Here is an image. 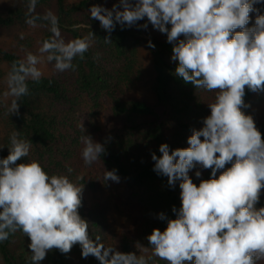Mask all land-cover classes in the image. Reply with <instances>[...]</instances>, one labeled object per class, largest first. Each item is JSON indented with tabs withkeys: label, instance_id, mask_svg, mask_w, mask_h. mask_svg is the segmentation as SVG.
Masks as SVG:
<instances>
[{
	"label": "clouds",
	"instance_id": "1",
	"mask_svg": "<svg viewBox=\"0 0 264 264\" xmlns=\"http://www.w3.org/2000/svg\"><path fill=\"white\" fill-rule=\"evenodd\" d=\"M40 0H24L25 23L47 26L50 36L39 42L36 52L26 50L14 60L3 83L0 106L5 115L19 114L21 98L29 94L28 81L38 83L45 64L57 72L75 71L74 60L83 59L95 34L66 39L60 18L52 9L37 10ZM264 0H118L111 9L90 7L109 34L117 25L136 26L147 18L153 28L166 33L173 45L175 74L196 89L214 92L209 115L202 127L193 129L186 148L169 150L159 145L160 156L151 154L153 170L167 177L169 186L179 182L181 206L172 208L175 218L161 231L153 229L140 244L142 254L117 251L105 245L101 235L89 236V223L80 216L82 184L66 173H50L30 158L32 141L20 132L9 134L8 155L0 158V243L21 231L30 238V264H40L46 253L58 249L68 253L79 244L81 256H94L99 264H260L264 261V206L255 205L264 188V140L251 115L242 111L245 88L264 90V12L254 7ZM256 12L254 24L249 13ZM170 25V27H166ZM88 25H76L77 28ZM146 29L147 23L140 25ZM24 39V33L19 34ZM183 36V39H181ZM104 42L111 41L105 37ZM150 48L155 45L148 42ZM80 157L91 166L106 152L104 143L84 134ZM202 138V139H201ZM107 141H105L106 143ZM25 158L22 163H17ZM226 164H231L225 168ZM210 169L208 179L194 184L189 176L195 168ZM223 169L219 175L218 170ZM197 178L201 171H195ZM77 177V180H82ZM103 181L119 182L117 170L103 169Z\"/></svg>",
	"mask_w": 264,
	"mask_h": 264
},
{
	"label": "trees",
	"instance_id": "2",
	"mask_svg": "<svg viewBox=\"0 0 264 264\" xmlns=\"http://www.w3.org/2000/svg\"><path fill=\"white\" fill-rule=\"evenodd\" d=\"M113 4H118V0H40L37 10L43 13L50 8L56 12L60 29L71 38L86 36L90 31L95 36L84 58L74 60L75 71L43 75L38 83L28 81L29 94L18 102L19 114L5 115L6 108L0 106L3 132L0 158L8 155L9 134L19 131L21 136L32 141L30 158L39 161L45 171L66 173V166L73 169L70 179L82 184L78 212L89 223L90 238L100 234L106 246L115 238L118 251L137 254H142L140 244L149 247L150 254L148 235L153 229L163 231L167 224L166 220L158 218L159 213L174 219L172 208L181 206L179 182L175 187L169 186L167 177L153 170L151 154L161 155L158 150L161 143L168 144L170 152L186 148L192 130L201 128L203 118L209 115L208 103L215 93L196 89L175 74L177 62L171 59L173 45L148 34L147 29L153 26L146 17L136 26L121 28L117 25L110 34L101 28L97 19L90 17L91 6L111 9ZM254 7L264 12V4ZM24 13V0H14L4 13L0 12V28L24 26ZM256 14L249 13L247 26L254 24ZM144 23L148 24L146 29L140 27ZM78 24H89V28H77ZM50 35L46 27L41 41ZM105 37L110 39V44L104 42ZM27 39L24 40L28 45ZM149 41L154 48L148 46ZM141 42L147 44L151 53L154 75L144 77L140 72L138 49ZM22 55L19 49L0 46V61L5 62L8 70L14 60L23 58ZM137 85L151 86L155 102L130 96ZM263 99L264 90L252 92L245 88L246 107L242 111L252 116L262 140L264 114L259 115L256 106ZM103 117L108 119L106 129L102 125ZM81 124L84 134L104 143L106 148L101 160L91 166L84 165L80 157ZM24 161L25 158H21L17 163ZM230 166L226 164L225 168ZM103 169L117 170L119 182L103 181ZM197 170L201 171L200 178L195 176ZM210 175V169L199 167L189 172L197 185ZM81 176L82 180H77ZM103 186L114 192L116 208L129 217V227L119 233L103 225L109 220L105 206L97 198V190H102ZM255 206H264V193L260 194ZM29 243L30 238L21 231L10 235L7 241L0 243V264H30ZM40 264H99V261L91 255L83 258L77 243L68 253L58 249L47 252ZM155 264L166 262L157 258Z\"/></svg>",
	"mask_w": 264,
	"mask_h": 264
},
{
	"label": "rangeland",
	"instance_id": "3",
	"mask_svg": "<svg viewBox=\"0 0 264 264\" xmlns=\"http://www.w3.org/2000/svg\"><path fill=\"white\" fill-rule=\"evenodd\" d=\"M14 0H0V12L4 13L6 9L13 3ZM69 2H73L75 0H68ZM47 26H40L33 28L27 24L24 26L13 25L11 27H3L0 28V46L2 47H11L15 49H19L22 56L24 57L26 50L36 52L39 47V42L41 41L42 34ZM148 34L157 40L167 41L166 33H161L159 30L149 27L147 29ZM62 34L65 38L70 39L71 35L65 31H62ZM24 33V39L28 38L30 43L26 44L24 39H20L19 34ZM183 36H181V39ZM138 66L140 68V72L142 76H151L154 75V67L151 53L148 51L147 44L145 42H141L138 49ZM0 69L2 74L0 75V94L6 90V86L3 83L4 77L8 71L7 65L5 62L0 61ZM44 75H52L56 73L52 64H45L43 67ZM130 96L145 98L148 102H155V95L151 88L148 85H137L130 92ZM256 111L259 115L264 114V99L256 106ZM108 119L103 117L102 125L104 129L107 128ZM3 132L0 125V139ZM1 142V140H0ZM223 169L218 170L217 175ZM103 173V171H102ZM102 190H97V198L100 199L102 205L105 206L106 214L109 220L103 225H107V230L112 229L114 232L119 233L122 229L129 227L130 220L128 215L124 214L123 211L116 208V204L114 202V192L103 186ZM112 192V193H111ZM261 193H264V188L261 189ZM124 198L127 199V192L124 193ZM87 206V203H86ZM111 245L113 244L116 250L117 248V239L111 238ZM260 264H264V261L260 262Z\"/></svg>",
	"mask_w": 264,
	"mask_h": 264
}]
</instances>
